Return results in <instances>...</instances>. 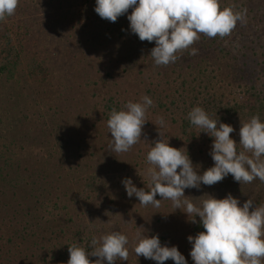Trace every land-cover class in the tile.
I'll return each mask as SVG.
<instances>
[{
    "label": "rangeland",
    "instance_id": "1",
    "mask_svg": "<svg viewBox=\"0 0 264 264\" xmlns=\"http://www.w3.org/2000/svg\"><path fill=\"white\" fill-rule=\"evenodd\" d=\"M19 3L14 15L17 18L21 17L24 15L23 9H30L28 14H30L31 23L34 25V32H40L37 37L41 41L39 40L31 45V56L32 54H38V57L49 55L51 57L55 56L57 59H61L60 56L64 59L66 57L71 58L72 62L70 60L69 66L63 65L61 71L67 77H71L73 71L76 75H83V77L89 74L91 76L90 84H94V89H92L96 97H117L122 91L126 92V94H131L139 90V88L154 89V86H157V96H159L162 88L165 89L166 87L168 89L165 90H169L174 87L177 92L173 89L170 91L171 94H176V96L181 94L183 96L184 92H179V90L184 89L189 91V99L193 98L194 100L197 97L198 101L210 96L213 97L212 102L222 100L224 103L228 100L244 101L251 95L264 97V0H220L221 9L225 7H233L234 11L246 9V22H238L232 33L224 38L219 36L208 38L201 34L200 40L194 43L198 50L197 54L190 55V52L181 53V56L177 54L178 59L169 68L168 78H163V72H157L154 66L148 68V61L151 60L147 58L150 55L147 43L143 41L139 45H135L138 36L131 33L130 22L127 19V15H130L132 11L131 8L128 13L120 16L115 23L105 20L102 23L98 22L97 25L93 24V26H90L91 22L87 17L94 13L95 7H83L81 4L82 0H19ZM188 50L190 51L191 47ZM121 54H135V57L128 63L124 61V58L120 62L118 55ZM152 70L156 74H151ZM107 73L111 75V78H108L103 83L101 78H107L105 77ZM135 76H137L136 82ZM153 78L158 80L163 78L168 81L165 83L161 80L156 83ZM83 81L82 78L74 85L68 81L65 86L62 85L61 87H65L66 94L70 93V89L66 90V88H74L76 91H72L71 95L75 96L80 92L81 88L83 89V83H85ZM95 83L98 85L96 86ZM134 84L137 85L136 88ZM58 87V85L46 87L40 85L43 91L39 94L34 90L37 92L36 99L38 101L35 106H31V109L32 111H42L43 115L38 122L32 120V122L34 121L33 124H39L40 127H43L41 129H44L45 126L42 125L44 120V124L46 122L49 129L59 127L61 124L66 129L72 127L82 139L85 137L91 146L89 139L92 136H96L98 131L96 126L99 124L94 121L98 117V109L91 108V106L101 101L96 97L94 99L91 98V103L86 109L89 114L85 113L80 116V120V117L76 114L78 106L77 108H74V106L71 108L70 104L62 96H53L52 92ZM1 88L3 87H0V102L3 101L2 103L5 104L4 102L8 100V96ZM141 92L139 94L140 97H138L140 100L144 96ZM165 95L166 93L162 97ZM51 97H53V100L57 98L58 103L52 105L53 102H50ZM15 100H11V110L6 108L12 113H15L14 108H16V118L12 117L14 122L18 118L23 117V114H27L30 117L29 109L27 111L19 99L21 105L17 106ZM189 102L191 103L192 101L189 100ZM3 104H0V112L3 109L1 106L6 105ZM46 111L50 112V116H46L44 113ZM60 111L65 114L71 113L69 120L64 121L63 118L65 116L63 114H54L55 112L60 113ZM81 124L85 125V127L83 128ZM7 125L8 123L4 122L0 125V129L3 131ZM91 125L93 127L90 129ZM35 128L37 130L38 126H35ZM234 129L235 131L230 134V138L239 143V130ZM36 130L32 129L34 133L38 132V136L42 138L39 131ZM148 132L149 127L142 132L139 145L141 152L138 156L136 148L133 146L127 152L117 153L112 150L109 158L106 160L104 158L100 159L103 164L110 162L113 165L110 169L105 168L104 165H102L103 168L96 164L94 165L95 154L90 160L87 156L88 154L84 156V159L75 156L74 161L68 163L69 165L63 166L62 169L69 175L66 179V181L69 180V183L66 184L65 181L60 184V189H64L67 193L69 192L67 187L70 185L69 188H71L72 193L71 191L67 193V198L60 194L61 203L56 207L58 210L51 213L53 216L66 215L67 222H69V219L73 221L71 222L73 228H75V222L78 220L79 223L86 224L88 232L93 236L92 238L97 240L101 236L112 232L125 234L129 240L127 245L129 250L128 260H117L116 264H156L155 261L147 260L143 256L137 257L134 248L138 239L143 235L151 237L157 234L162 245L177 246L180 253L187 260V264H194L189 255L192 245L187 239L189 236L195 237L198 234L194 231L192 223L189 221L192 217L188 219L183 212L184 209L176 210L171 200H162L158 208L152 205L143 206L135 196L131 198L127 196L121 183L124 178H131L138 189L150 190V177L147 170L155 166L149 165L146 158L154 142L159 140L160 137L152 140L153 138L150 139ZM70 134H75V132L70 131ZM161 135L164 141L169 143V146L177 149L178 144L174 142L175 136L170 133H161ZM213 139L209 138L210 141H208L204 136H200L196 140H189V144L184 146L194 167L199 165V174H203L205 170L214 165L209 155ZM237 150L238 152L243 151V146L237 145ZM89 151L95 152L91 148ZM246 155L251 156V153L247 152ZM76 160H79L77 166L73 163ZM74 167L75 170H73ZM93 179L105 185L110 193V198L106 201L109 209L108 213L105 212L104 214L101 210L97 213L95 208H91L87 212L84 207L90 201L86 199V195L89 194L90 188L88 185ZM74 181L81 182V189H78ZM53 191L59 192L56 187ZM229 193L240 200L241 204L251 199L257 207L264 205V182L259 179H255L251 183L239 184L229 174L223 181L215 185H201L200 189L185 190V196L189 197L196 206H200L203 200L208 199L207 195L223 199ZM103 198L102 196L100 201H103ZM156 199L159 200L161 197L157 195ZM63 206H69L70 208L67 211ZM75 207L79 208L78 212L80 215H85L86 222L81 221V217H78ZM40 215L46 216L45 212H41ZM48 217L51 218V215ZM138 228H143L144 230ZM72 234L73 230L71 229L70 235L68 234L67 236L70 240ZM64 243L66 244V242ZM96 246L98 247L99 245ZM165 264H174V261L169 259L165 261ZM261 264H264V259H262Z\"/></svg>",
    "mask_w": 264,
    "mask_h": 264
},
{
    "label": "trees",
    "instance_id": "2",
    "mask_svg": "<svg viewBox=\"0 0 264 264\" xmlns=\"http://www.w3.org/2000/svg\"><path fill=\"white\" fill-rule=\"evenodd\" d=\"M81 4L83 7L96 6L95 0H82ZM28 11L30 9L25 8L23 9V16L17 18V16L12 15L0 21V87L2 86L1 90L6 92L7 101H10L8 102L9 104L5 101L6 105L2 103L3 101L0 102L1 105H5L1 106L3 109L0 112V125L4 122L8 123L3 131L0 129V264H67L69 260L68 248L70 246L83 247L88 252L94 250L91 246L93 236L88 232L86 224L79 223L78 220L75 222V228H73L71 225L73 221L69 219V222H67L66 215L53 216L51 213L58 210L56 207L61 203L60 194H63L62 196L64 197L71 191L70 185L67 187V191H69L67 193L64 189H60V184L64 183L69 176L62 167L74 161L75 156L84 159L86 154H88L89 160L95 154L94 165L96 164L101 168L104 165L107 169L113 167L110 162H105V164L101 162L103 158L106 160L112 154V149L109 147L112 137L109 133L107 121L113 109L117 111L126 110L124 106L128 102H141L140 98H138L140 97V91L153 101V105L147 110V122L143 126L142 132L149 127L148 136H150V139L153 138L152 140H156L159 137L158 132L163 134L170 133L175 136L174 142L178 144L177 149L184 148V146L189 144V140H196L200 136H204L210 141L209 138L211 137L206 133H201L202 130L191 125L187 118L188 113L194 107H201L210 118L219 119L220 122L231 125L238 130H240L241 124L248 122L253 116L258 115L261 121L264 122V97L259 95H251V97H247L244 101L239 100V102L236 100H228L226 103L222 100L212 102L213 97L211 96V99L208 97L198 101L197 97L194 100L193 98L189 99V91L184 89L179 90V92H184L183 96L181 94L177 96L176 94H171L170 91L173 89L177 92L174 87L169 90H165L168 89L166 87L165 89L162 88L159 96H157V86H154V89L139 88L140 91L136 90V92L131 94H126V92L122 91L117 97H96L93 93L94 84H90L91 76L89 74L83 77V75H76L73 71L72 76L67 77L61 71L63 65L69 66L71 58L66 57L64 59L60 56L61 59H57L55 56L51 57L49 55L38 57V54H32L31 56V45L39 40L41 41V39L37 37L40 32H34L35 28L31 23ZM87 19L91 22L90 26L106 20L100 18L95 11ZM140 42L142 41L138 38L135 45H139ZM144 42L149 46L150 53L155 44ZM191 48H196V44H193ZM190 51L185 50L177 54L181 56V53H189ZM118 56L120 62L124 58V61L128 63L135 57V54H121ZM147 58L151 60L148 61V68L154 66L157 72H163V78L169 77V68L173 64L156 66L150 55ZM151 74L156 73L152 70ZM105 77L107 78H101L103 83L108 78H111V75L107 73ZM82 78L83 82H85L83 83V89L81 88L80 92L75 96L71 95L72 91H76L74 88H66V90L70 89V93L66 94L65 87H61L62 85L65 86L68 81L74 85ZM134 78L136 82L137 76ZM163 78L160 80L153 79H155L156 83L161 80L167 83L168 80ZM40 85L43 87L58 85L59 87L52 92L53 96L65 98L71 108L73 106L77 108L78 106L76 113L78 117L85 113L89 114L86 109L91 103V98L94 99L96 97L101 101L91 106V108L98 109V117L94 121L99 123L96 126L98 130L96 136H92L89 139L91 146L85 137L82 139L72 127L66 129L61 124L59 127L49 129L46 122L44 124V120L42 125L46 129H41L43 127H40L39 124H33L34 121L38 122L43 115L42 111H32L31 109L38 101L36 99L37 92L39 94L43 91ZM95 85L97 86L98 84L95 83ZM136 87L137 85H135ZM165 93L166 95L162 97ZM12 99H16L15 104L17 106L23 104L27 111L29 109L30 117L27 114H23V117L18 118L15 123L13 118H16L17 110L11 106L15 109V113L10 111ZM54 99L53 97L50 99V102H53L52 105L58 103V99ZM189 100L192 102L190 103ZM56 106L58 107V105ZM44 113L46 116H50L49 111ZM54 114H63L65 116L63 118L64 121L69 120L71 115V113L65 114L62 111ZM160 117L164 118L165 127L159 125L158 119ZM32 120L34 121L32 122ZM81 125L83 128L85 127V125ZM35 126H38L37 130L42 138L38 136V132L34 133L32 131V129L36 130ZM92 127L93 125H91L90 129ZM70 131H74L75 134H70ZM84 141L85 143L83 144ZM140 143L139 141L134 145L137 156L141 152ZM90 148L95 152H90ZM78 161L76 160L73 163L77 166L79 164L77 163ZM73 170H75V167ZM74 182L77 184L78 189H81V182ZM68 183L69 180L66 181V184ZM88 186L90 190L89 194L86 195V199L90 201L84 205L87 212L89 209L95 208L97 213L100 210L104 214L105 212L108 213L109 209L106 202L110 198L108 189L101 182L98 183L96 179H93ZM55 187L58 188L59 192L53 191ZM102 196L104 197L103 201H100ZM63 208L68 211L70 207L63 206ZM78 211L79 208L75 207V212L77 213ZM41 212H45L46 216L40 215ZM49 215H51V218L48 217ZM77 215L79 218L81 217V221H87L85 215H80L79 212ZM196 220L197 223H192L194 231L197 233L204 231L199 223V218ZM71 229L73 234L70 240L67 236L68 234L70 235ZM66 233L68 234L66 235ZM96 259L98 258L89 257L93 264Z\"/></svg>",
    "mask_w": 264,
    "mask_h": 264
},
{
    "label": "clouds",
    "instance_id": "3",
    "mask_svg": "<svg viewBox=\"0 0 264 264\" xmlns=\"http://www.w3.org/2000/svg\"><path fill=\"white\" fill-rule=\"evenodd\" d=\"M19 0H0V21L15 14ZM94 11L100 18L115 23L127 15L131 33L140 41L155 43L150 56L156 66L175 63L177 53L188 50L200 40L201 34L208 38H224L232 33L237 23L246 22L247 10L234 11L233 7L221 9L220 0H95ZM198 50L191 48L190 55ZM153 105L148 96L141 102H128L126 110L113 109L107 121L111 144L117 153L127 152L141 140L147 110ZM191 125L214 138L209 155L214 165L199 174V165H193L185 148L176 149L160 139L147 153L150 190L138 189L131 178L121 183L129 198L135 196L141 205L160 207L162 200H171L177 210L184 209L191 223H199L204 231L187 239L192 245L189 253L194 264H261L264 259V205L255 206L251 199L241 204L231 193L223 199L207 195L200 206L185 196L186 189H200L201 185L212 186L231 174L235 182L251 183L255 179L264 182V122L253 116L241 124L240 141L236 143L230 134L235 129L228 124L212 119L201 107H194L187 116ZM165 127L163 117L158 119ZM243 146V151L237 150ZM247 152L251 156L246 155ZM179 169V171H178ZM157 195L161 199H156ZM143 229V228H138ZM144 230V229H143ZM128 237L121 232L103 235L91 240L93 251L72 245L68 248L67 264H93L89 257H97L94 264H116L127 261ZM96 245H99L98 247ZM134 252L156 264H165L171 259L174 264H187L177 246L162 245L158 234L143 235L138 239Z\"/></svg>",
    "mask_w": 264,
    "mask_h": 264
}]
</instances>
